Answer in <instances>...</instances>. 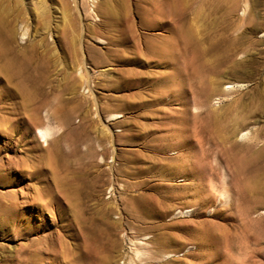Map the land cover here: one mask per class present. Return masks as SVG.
<instances>
[{"label": "rangeland", "instance_id": "374dc122", "mask_svg": "<svg viewBox=\"0 0 264 264\" xmlns=\"http://www.w3.org/2000/svg\"><path fill=\"white\" fill-rule=\"evenodd\" d=\"M21 1L29 34L0 53V264H86L89 227L108 264H264V0L178 1L222 65L209 107L159 0ZM27 43L34 97L9 65Z\"/></svg>", "mask_w": 264, "mask_h": 264}, {"label": "bare ground", "instance_id": "6f19581e", "mask_svg": "<svg viewBox=\"0 0 264 264\" xmlns=\"http://www.w3.org/2000/svg\"><path fill=\"white\" fill-rule=\"evenodd\" d=\"M178 1L179 0H159L155 5H153V7L148 8V11L150 13H154V15L158 19L157 21L158 24H160V26H163L165 29H167L166 31L169 32V34L167 35L168 36L167 44H169L170 50H172L174 53L180 52L183 67L190 70V78L197 85L196 89L194 90V96L195 99L197 100V103L209 107V101L214 87L213 85L216 82V77L214 75L218 73L222 65L204 64L203 61L204 53L202 49L198 47V45H194V42L191 39L190 30L186 28L184 19L182 18L180 19L181 17L180 15L182 14V12L178 7ZM37 8H41V6L38 5ZM28 9L30 10L29 4L21 0H2V3H0V53L1 54L4 55L5 53H8L6 49L7 43L16 45V40H17L16 38H18L17 36H19L21 39H25L26 36L29 34ZM37 14L40 19L38 20L40 26H42L43 15L39 13ZM69 41L70 43H72L74 41V36H69ZM29 44L27 43V45L22 46V49L20 48L22 50L20 55L21 56L20 60L18 62H16L15 60H11L9 62V65H18L14 70V77L17 76L20 77V80L18 81L19 87L17 86L14 91H17V94L23 91L29 96L34 97L35 91H37V93L40 91L39 90L40 82L38 79H43L42 73H40L41 72L40 65L42 63L43 56H41L36 50L30 51L32 47H30ZM167 51L169 50L167 49ZM156 52L157 54L162 53V51L160 50L159 52L158 51ZM31 65H33L34 67V72H38V74L36 73H33V75L27 74V70L31 68ZM233 66L236 67L235 64ZM12 76H13V69H12ZM29 80L32 81L31 83L34 85V89L32 93L28 91ZM232 87H234V85H227L224 88L228 89ZM30 99L23 100L21 104V108L26 109L27 107L26 104L30 101ZM209 110L211 112L212 109ZM36 111L35 112L33 111L34 112L33 123L39 122V118H38L39 116ZM37 133L39 134L41 139L45 141L47 140V137L50 132L48 128H40V129L38 128ZM258 155H260V153ZM253 161H255V158ZM258 183L259 184L256 183V185L253 186L255 190H263L264 184L262 185L260 182ZM65 189L66 188L62 187L61 191H64ZM72 190H73L72 193L79 192L78 188L77 189L73 188ZM43 223L44 221H39L40 225H42ZM78 245L79 247H81L82 250L81 256L76 257L75 255H73L72 258H70L71 259L70 261H81L86 264H108L107 256L102 257L97 247L93 245L92 227L87 228L86 237L84 238L82 244H78Z\"/></svg>", "mask_w": 264, "mask_h": 264}]
</instances>
